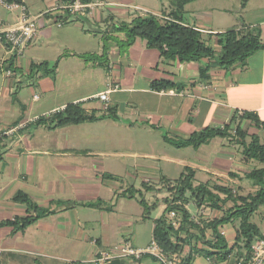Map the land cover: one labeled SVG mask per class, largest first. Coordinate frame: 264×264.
I'll return each mask as SVG.
<instances>
[{
	"label": "crops",
	"instance_id": "obj_1",
	"mask_svg": "<svg viewBox=\"0 0 264 264\" xmlns=\"http://www.w3.org/2000/svg\"><path fill=\"white\" fill-rule=\"evenodd\" d=\"M68 1L24 0L32 15L42 14L35 38L19 57L0 43V64L6 68L12 63L15 70L7 75L0 68V133L25 123L0 137V262L159 264L146 255L116 256L105 263L94 259L101 251L116 254L123 242L137 248L148 245L156 220L168 218L170 200L183 202L174 200L165 181H174L186 167L194 170V184L230 188L236 195L263 188L249 173L263 169L264 162L244 159L234 138L217 136L198 147L178 148L164 136L185 139L205 127H222L232 116L241 127L248 125L251 133L264 136V129L240 117L248 111L264 121V50L228 68L215 57L179 61L163 56L141 37L128 41L126 34L137 16L152 13L163 22L171 3L164 8L163 3L144 0H82L102 4L95 5L90 16L57 26L58 7ZM194 1L184 5L182 23L198 29L215 55L221 52L224 32L232 28H255L264 43L263 4L260 16L236 24L230 14L215 17L211 8L188 7ZM247 2L240 4L241 12ZM227 11L224 7L223 14ZM18 15V8L9 10L0 2V23L15 25ZM43 62L46 65L31 72L32 64ZM114 85L118 88L108 93L107 101L98 97ZM68 104L97 120L56 127L36 122ZM17 193L53 212L13 231L4 223L30 214L26 204L14 200ZM182 205L192 224L175 209L181 223L173 228L172 240L182 245L179 252L186 255V264H209L211 257L219 264H235L237 252L244 250L236 246L239 219L217 226L225 248L208 244L214 242L212 221L232 202L219 209L206 202ZM157 207L158 215L151 218L150 211ZM250 221L264 235V204Z\"/></svg>",
	"mask_w": 264,
	"mask_h": 264
},
{
	"label": "trees",
	"instance_id": "obj_2",
	"mask_svg": "<svg viewBox=\"0 0 264 264\" xmlns=\"http://www.w3.org/2000/svg\"><path fill=\"white\" fill-rule=\"evenodd\" d=\"M2 1L4 3L20 2V0ZM170 1L172 9L168 13V18L163 22L152 13L133 18L131 24L126 27L128 41L135 37H141L147 41L148 46L157 48L163 56L175 57L179 61L195 60L201 56L210 58L215 57L224 68H228L235 63H244L247 58L255 52L264 50V43L261 42L259 33L255 28L247 29L244 32L232 28L224 32L223 39L221 40V52L215 55L214 50L201 39V32L198 29L182 23L184 5L193 0ZM245 3L246 0H241L242 7ZM60 16H62V14L58 15V17ZM11 65L12 63L7 64L6 68H11L15 73ZM44 65H46V62L39 65L32 64L31 72ZM154 86H170V84L155 83ZM112 116L114 117V115ZM240 117L250 120L252 125L257 129H264V121L260 120L256 113L244 111ZM97 118L98 117L93 115L89 116L83 114L80 107L76 104H68L64 109L55 111L46 118L39 117L36 122L44 123L49 121L53 123V127H56L76 124L86 120L94 121L97 120ZM236 118L237 117L232 116L230 122L224 124L222 127H205L201 130L194 131L185 139L176 140L167 136H164V138L173 146L179 148L189 145L198 147L217 136L232 137L240 145L241 154L244 159H255L264 162V141H261L257 133H252L248 136L246 130L240 126V122L236 121ZM232 122H235L233 127L230 125ZM246 137H249L248 141ZM249 176L259 181L263 188L257 190L254 194L248 195H236L232 192V189L217 185L210 187L209 185L201 183L194 184V170L190 167H186L181 175L174 181L165 182L167 189L174 196V200H182L186 197V194H189L190 199H192L196 205L199 206L206 202L218 209L221 208L222 204L226 201H231L233 204L232 207L225 211L222 217L215 218L212 221L214 242L208 244L216 248H225V241L219 234L217 226L231 218L239 219L240 223L236 230V246L239 248L242 246V248L246 249L249 253L253 240L260 236L257 226L250 221V215L255 212L260 205L264 204V168L253 169L249 173ZM211 188L225 196L221 198ZM14 200L26 204L30 214L25 217H15L4 223L11 225L13 231L22 230L39 217L53 212V210L37 206L26 195L21 193H17L14 196ZM141 203L145 205L143 201H141ZM175 209L181 213V217L185 223L192 224L189 220L190 214L182 205H177L175 203L167 204L165 212ZM174 233L175 230L168 223L164 215L156 220L153 238L166 251L179 252L182 249V245L172 240Z\"/></svg>",
	"mask_w": 264,
	"mask_h": 264
},
{
	"label": "built area",
	"instance_id": "obj_3",
	"mask_svg": "<svg viewBox=\"0 0 264 264\" xmlns=\"http://www.w3.org/2000/svg\"><path fill=\"white\" fill-rule=\"evenodd\" d=\"M0 2L9 10L14 8L19 9L18 21L15 25L0 23V43L11 56L19 57L35 38L39 30L38 19L42 14L36 16L32 15L24 4V0L14 3H4L2 0H0ZM101 4L102 3L99 1L85 2L82 0H69L66 4L58 7L62 16L55 18L54 23L57 26H61L76 20L77 17L90 16L93 7ZM0 68L3 69L7 75L15 74L11 68H3V63L0 64ZM116 88H118V85H114L113 88L100 93L98 97L101 100L107 101L108 93ZM35 97L37 98V96ZM24 126L25 123H19L12 129L0 133V137L2 134H9ZM146 182H150V180L146 179ZM167 216L168 223L173 228H178L181 219L177 217L176 210L168 211ZM116 250V254L108 251H101L99 256L94 259V262L105 263L116 256L140 258L146 255L155 258L159 264H186V255H184V253L166 251L155 239H152L148 245L142 248H137L130 245L128 242H123L116 247ZM249 251L248 253L246 249H242L241 252H237L235 264H264V235H260L253 240ZM209 264L219 263L215 258L211 257Z\"/></svg>",
	"mask_w": 264,
	"mask_h": 264
},
{
	"label": "rangeland",
	"instance_id": "obj_4",
	"mask_svg": "<svg viewBox=\"0 0 264 264\" xmlns=\"http://www.w3.org/2000/svg\"><path fill=\"white\" fill-rule=\"evenodd\" d=\"M35 1H37V3H38L40 0H35ZM247 1L248 2H247L245 12L240 11L239 6L241 4V0H195L188 7H193L194 9H198V10H201L204 8H211L210 10H213L215 17L216 16L222 17V16L230 14L233 17L234 22H236V24H240V22H242V21L250 20V19L257 18L258 16H260V13L257 12L258 8L260 7L261 4L264 5V0H247ZM135 2H137V1H135ZM27 3L28 4L32 3V0H27ZM144 3L145 4H147V3L148 4H156V5L159 4V6H161L162 5L161 3H163L164 4L163 7L165 8L171 2H170V0H144ZM224 7L228 9L227 14H223V8ZM18 11H19V9H18ZM228 21H229V19H228ZM242 127L246 130L248 136L252 134L251 133L252 129H249L248 125L244 124ZM260 138H261V141L264 140V136H262ZM246 140L248 141L249 137H246ZM172 174H175V173H172ZM176 177H177V175H172V178H176ZM171 196H173V195L171 194ZM182 201L185 204L186 203L187 204L188 203H194L193 200L190 199L189 194H186V197L184 199H182ZM170 202H172V201L170 200ZM170 202L168 204H170ZM183 202L179 203L177 205H182ZM182 207H183V205H182ZM158 212H159L158 207H157V209L155 208V209L151 210L150 211L151 218H153L154 216H157Z\"/></svg>",
	"mask_w": 264,
	"mask_h": 264
}]
</instances>
